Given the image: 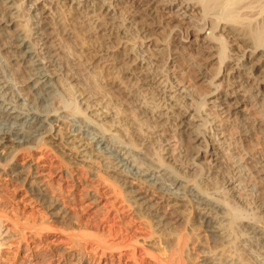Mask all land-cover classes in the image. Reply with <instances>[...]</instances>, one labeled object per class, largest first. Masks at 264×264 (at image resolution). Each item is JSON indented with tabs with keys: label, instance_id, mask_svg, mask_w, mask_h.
I'll return each instance as SVG.
<instances>
[{
	"label": "rangeland",
	"instance_id": "374dc122",
	"mask_svg": "<svg viewBox=\"0 0 264 264\" xmlns=\"http://www.w3.org/2000/svg\"><path fill=\"white\" fill-rule=\"evenodd\" d=\"M17 1L22 14L18 24L26 32L32 30V40L47 70L56 75L57 84L49 100L19 99L17 102L22 108L42 113L56 111L62 114L65 122H72L81 121L87 102L93 103L101 108L100 111L108 112L110 117L104 119L106 124L99 135L109 139L116 149L130 154L144 152L154 162L188 178L210 198L221 201L238 224L253 216L259 219L256 208L264 202V61L261 58L264 51L252 53L253 41L231 37L226 29L215 30L214 35L220 39L209 37L212 30L208 28V19L206 29L198 32L200 24L206 22L205 15L198 8L184 7L187 0H144L153 7V12L156 10L151 16L140 11L143 0ZM223 53L229 58L220 64ZM147 79L152 80V84H145ZM216 84L221 86L215 89ZM19 88L24 97L29 95L24 85ZM212 92L221 93L228 103H220L221 99H216ZM164 94L172 97L167 101L177 104V111L184 114L187 125L176 120L170 123L163 120L159 124L160 118L155 120L151 116L157 107L147 101L157 98L158 103ZM83 96L88 101L82 100ZM202 100L207 104L201 107L202 116H199L195 113V105ZM92 110L94 108L85 110L89 119L94 114ZM160 112L167 110L160 109ZM204 119L207 123L202 125ZM154 123L159 125L154 126ZM57 124L60 130L58 134L52 133L54 138L48 137V141L38 144L35 150L20 148L14 157L23 166L29 165L25 182L23 176L15 175L9 166L1 164L7 162L0 161V210L14 212L23 220L34 217L38 223L50 226L43 232V239H34L36 243L43 245V240L47 241L64 253L68 245L62 239L68 233L86 229L84 223L90 215L96 216L98 227L104 223L119 226L121 216H125L144 222L145 234H139L140 238H146L149 248L160 253L165 264H216L227 260L229 255H236V258L241 255L240 260L263 264L264 258L238 246L234 238L224 245L225 248L220 247L219 258L205 261L203 258L210 247L208 232L204 225L198 224L197 213L192 207L172 208L169 204H161L160 213H165L162 229L155 227L151 214L141 218L137 211L143 212L140 211L142 207L133 201L134 194H128L129 188L121 185L123 180L104 168L100 161H82L77 151H68L67 134L64 133H68L69 126ZM198 125L206 127V131L202 129L205 134L195 140ZM208 140L211 141L209 146L206 145ZM207 153H215L212 164L211 157L205 159ZM135 156L140 159L138 154ZM42 166L50 167L49 174L41 182L33 183L31 171ZM60 172L62 178H59ZM231 175L234 176L232 181ZM134 182L133 189L138 188L144 195L158 200L154 187ZM32 187L44 189L45 195ZM90 198L98 200L96 214L90 209ZM54 200L68 212L66 218L55 216L57 211L49 205ZM261 221L264 225V218ZM12 237L10 226L0 221V251L3 252L0 264L11 262L7 260L9 246L3 243ZM76 251L75 248L69 254L73 256ZM87 252L93 261L103 257L98 251ZM51 262L56 264L58 260Z\"/></svg>",
	"mask_w": 264,
	"mask_h": 264
},
{
	"label": "bare ground",
	"instance_id": "6f19581e",
	"mask_svg": "<svg viewBox=\"0 0 264 264\" xmlns=\"http://www.w3.org/2000/svg\"><path fill=\"white\" fill-rule=\"evenodd\" d=\"M145 1L143 0L141 2L142 6H139L141 8L140 11H146L147 15L151 16L156 10L153 12V7ZM185 3L187 6L185 5L184 7L190 9L198 8L201 13L205 15L206 19H203H205L206 22L203 23V25L200 24L198 32L206 29L208 19V28L212 30L211 33H208L209 37L211 36L215 39H220V36L216 37L214 35L215 30L226 29L228 32L227 35L231 37H241L243 41H245V39L247 41H253L254 49H251L252 53L258 51V54L259 52L264 51V0H187ZM18 5L19 1L17 0H0V161L3 160L4 162H7L1 164L5 167L9 166L8 168L12 170L15 175L20 177L23 176L22 181L25 182V180H27L26 168L27 166L29 167V165L26 163L27 166H23L22 163H18L17 160L15 161L14 157L17 156L16 154L18 153V150L25 147H31L35 150L38 144L46 141L48 137L54 138L52 136L53 132L58 134L60 129H58L59 124L57 123H67L69 126L67 129H69V131L68 133H64L67 134V137L64 136L66 137V139H64L68 146H65L66 149L68 148V151H77V155L81 157L82 161H100L104 168L109 169L111 172L118 175L116 177L123 180L121 185L124 184L123 186L126 185V187L129 188L127 191L128 194H134L135 199L133 201L136 202L139 207H142L140 211L143 212L137 211L141 214V218H143L144 214H151V220H154V224H156L155 227L161 228L164 224L163 216H165L163 215L165 213H160V208L162 207L161 204H169L171 207L189 206L195 209L198 224L204 225L208 232L207 238L210 247L207 256L203 258L205 261H213L214 258H219L222 254V252H220V247H223L227 243H231L230 240L233 238L237 240L238 246H241L248 251H252L255 255L264 258V225L263 221H261L264 218V202L258 204L256 208L260 220L258 219V216H253V218L250 217V219L246 220L245 218L241 220L238 224L237 220L235 219V221L232 219L228 212H226V206H223L221 201H219L220 204L217 200L212 199L213 197L210 198L208 194H205L201 189H198L195 184L193 185L190 183L188 178H185L178 173H174L172 170H168L166 165L164 166L163 164L160 165L154 162L144 152L140 154H130V152L127 153L126 151L121 152V150L116 149L104 135H99V133H101L100 131H102V126L106 124L104 119L110 116L107 111H100L101 108H97L93 103L89 104L90 102H87L88 107L86 108H94V110H92L94 111V114L90 116L93 119H89L88 116H86L85 109L84 113L82 112V114L85 115H80L83 116L82 120L72 121V119V122H65L66 120L62 118V114L60 115L56 111L45 113L35 112L31 108H22L20 106L22 104L19 105L17 102L19 99L29 98L31 101L37 100L41 102L45 99H51L54 96L57 84L54 81L56 75L53 74L54 72H49V69L47 70L46 65L42 60L40 50L32 40V30L30 29V31L28 30V32H26L20 27L21 24H18L17 20L19 19V16H22ZM103 5L105 6V3H103ZM1 6H4V9ZM241 38L239 39L241 40ZM221 47L224 46L222 45ZM260 47L263 48L260 49ZM226 58H229V55L223 53L219 58L220 64H222ZM261 58H263L262 61H264V53ZM218 72V75H220L221 69ZM13 78H16V80H13ZM19 81H21L22 84H20ZM151 82L152 80L147 79L144 83L150 85L152 84ZM169 83L172 84V86L174 85L173 82ZM19 85H24V87H26L25 89H28L29 95L24 97ZM220 86L221 84H216L214 88L216 89ZM213 94L216 95V99H221L220 103H228L227 100L222 99L220 96L221 93ZM171 98L172 97H167V95H165L161 98V101L164 99L163 103H161V101L156 103L155 100L157 98H155L154 101H147V99V102H152L154 106L157 107V111L153 109H151L152 111L149 109L147 110H149V112L155 111L150 114L155 120L160 118L157 120L159 124H161L163 120H165L166 123L176 120L177 122L187 125V120H185L184 114L181 113V111H177V104L167 101ZM84 99L85 96L82 97V100ZM86 100L87 99L84 101ZM164 104L165 106H163ZM206 104V100L197 103L195 105V113L202 116L201 109L203 110V108L201 107H204ZM160 109H166L167 112L159 113ZM80 110L81 109H78L79 112H81ZM80 116L78 118H80ZM75 119L77 120V118ZM205 119L203 120L204 122L202 125L207 123ZM97 122H100V124L98 125ZM159 124L154 123V126H158ZM202 125H198L199 127L197 129L199 130H195V140H199L203 137V134H205V132H201L202 129H206V127H202ZM96 130H99V132ZM183 131L185 132V129ZM61 140L63 141V139ZM208 144H211L210 140H208L206 145L209 146ZM137 154L140 156V159L135 156ZM207 154L206 158H204L208 159L211 157L209 158V162L212 164V155L215 153ZM152 164L154 165L152 166ZM188 167L191 169L195 168L190 165ZM48 168L42 166L32 170V177L35 179L33 180V183L34 181L35 183L41 182L43 177L49 174ZM62 177L63 176L60 172L59 178ZM233 177L231 175V181ZM127 178H130V180H127ZM29 181L30 180H28V182ZM134 181H139L142 182L143 185L145 183V185L149 187H154L155 192H158V194L155 195L156 197L158 196V200L153 199V196L149 195L152 197L151 199L147 194L144 195L143 192L137 190L138 188L133 189L134 187H132V185L135 183ZM33 188L35 191L38 190V192H41L42 196L45 195L43 192L44 189L38 187H32V189ZM91 200V204L89 203L91 205L90 209L92 210V213L96 214L99 212L98 209L96 210L98 207L96 206L98 200L97 198H92ZM49 205L54 206V209L57 211L55 216L66 218V216L69 215L65 208L57 203V200L50 201ZM117 209H119L118 206ZM158 212L160 214H157ZM112 217H110L109 220ZM33 218L34 217H32V219ZM78 218L79 221L82 220L80 217ZM31 220L28 218L23 220L22 217L20 218L17 214H14V212L0 210V221L10 226L13 236L11 239L8 238L9 240L4 241L5 243H3L9 246L8 248L10 249V255L7 259L11 261L9 264H15V262H19L20 264H54L55 262L52 263L51 260H58V263L56 264H68L69 262L71 264H165L161 255H159L160 253H155V251L149 248L146 238H140L139 234H145L142 225L144 222L133 217L128 219L125 216H121L120 221L122 224L119 226H115L114 224L105 225L104 223V225H99L100 227H98L96 216L90 215V218L86 223L83 222L84 228H88L89 230H87L89 232L86 229H79L77 233H68L66 238L64 240L62 239V241L68 245V247L65 248L68 251H65L64 253L63 250H58L56 245H50L47 241L43 240V245L41 243H36L34 239H43V232L48 231L50 226L48 227V225L42 221V223H38L39 221L37 222L36 218H34L33 221ZM59 240L61 241V239ZM56 241L58 242V240ZM82 244H85L86 246ZM75 248L77 249V253L75 252L76 254L71 256L69 252L71 250L73 251ZM87 250L92 253L94 251H98V253L101 252L103 257L99 260L93 261V259L90 258L91 255H88L89 252H87ZM221 251H224V249ZM0 253H2V257V250ZM117 254H119V256H117ZM144 256H147L150 260H147ZM235 256L229 255L230 259L228 257L227 260H220L218 262H220V264H257L256 262L254 263L249 260H240L239 258L241 255L239 258H236ZM126 257L127 260L125 259ZM71 260H74V262L72 263ZM218 262L216 264H218ZM207 264L210 263L207 262Z\"/></svg>",
	"mask_w": 264,
	"mask_h": 264
}]
</instances>
